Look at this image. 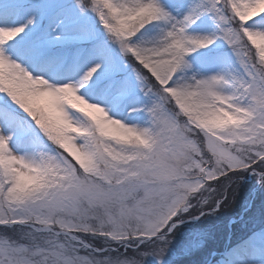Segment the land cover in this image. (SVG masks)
Returning a JSON list of instances; mask_svg holds the SVG:
<instances>
[{
  "label": "snow or ice",
  "instance_id": "1",
  "mask_svg": "<svg viewBox=\"0 0 264 264\" xmlns=\"http://www.w3.org/2000/svg\"><path fill=\"white\" fill-rule=\"evenodd\" d=\"M0 229V264H264V0H0Z\"/></svg>",
  "mask_w": 264,
  "mask_h": 264
},
{
  "label": "rangeland",
  "instance_id": "2",
  "mask_svg": "<svg viewBox=\"0 0 264 264\" xmlns=\"http://www.w3.org/2000/svg\"><path fill=\"white\" fill-rule=\"evenodd\" d=\"M249 47H252V46L249 45ZM253 49H254V48H253ZM254 52H255V50H254ZM244 174H246V173H241V176L244 175ZM234 180H235V178H234ZM247 182H251V181H247ZM222 183H225V181L223 180ZM235 187H237V185H235ZM242 187H243V184L240 185V188H239V189H241ZM234 189H235V188H234ZM177 239H179V237H177ZM82 254H83V253H82Z\"/></svg>",
  "mask_w": 264,
  "mask_h": 264
}]
</instances>
